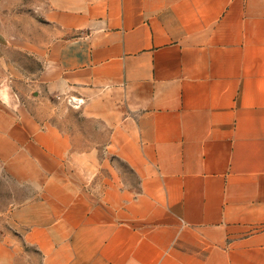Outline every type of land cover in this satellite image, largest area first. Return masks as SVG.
I'll return each instance as SVG.
<instances>
[{
	"label": "crops",
	"instance_id": "0c3cea01",
	"mask_svg": "<svg viewBox=\"0 0 264 264\" xmlns=\"http://www.w3.org/2000/svg\"><path fill=\"white\" fill-rule=\"evenodd\" d=\"M36 11L0 41V264H264V0Z\"/></svg>",
	"mask_w": 264,
	"mask_h": 264
},
{
	"label": "rangeland",
	"instance_id": "374dc122",
	"mask_svg": "<svg viewBox=\"0 0 264 264\" xmlns=\"http://www.w3.org/2000/svg\"><path fill=\"white\" fill-rule=\"evenodd\" d=\"M37 3L38 0H0V41L3 44L7 41L9 45V42L14 41L16 27L18 26L23 25L24 35H30L26 32L30 30L31 25L35 24ZM8 45V55H13V48L8 47ZM1 47L3 48L2 44ZM20 191L21 189L16 187L9 179L0 177V205L4 203L10 207V203L16 197L22 195Z\"/></svg>",
	"mask_w": 264,
	"mask_h": 264
}]
</instances>
